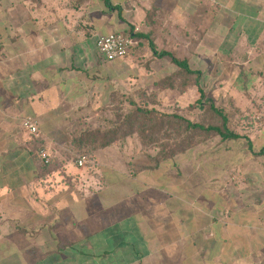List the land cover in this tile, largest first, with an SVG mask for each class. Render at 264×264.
<instances>
[{"label":"crops","instance_id":"0c3cea01","mask_svg":"<svg viewBox=\"0 0 264 264\" xmlns=\"http://www.w3.org/2000/svg\"><path fill=\"white\" fill-rule=\"evenodd\" d=\"M110 3L120 12L103 0H0V264H264L263 139L247 137L235 180L227 160H205L170 183L155 168L104 165L102 148L89 166L37 163L38 139L57 158L78 112L135 77L97 51L108 32L148 34L156 22L158 47L173 45L205 93L214 84L264 108V0Z\"/></svg>","mask_w":264,"mask_h":264},{"label":"rangeland","instance_id":"374dc122","mask_svg":"<svg viewBox=\"0 0 264 264\" xmlns=\"http://www.w3.org/2000/svg\"><path fill=\"white\" fill-rule=\"evenodd\" d=\"M159 26L160 24L155 22L149 30L154 40L148 41L146 38H139L141 42L137 40V43H139L130 50L128 58H126V55L120 58L114 65V69L118 72L128 67L133 69L135 77L124 81L118 79L115 82V88H111L110 92L106 89L107 92L105 91L106 93L102 94V101L98 107L78 112V114L81 113L79 119L69 128L71 134L70 140L64 144L65 146L57 158L49 157L50 161L48 164H45L46 166L50 163L53 164L58 158L62 159V161L69 160L74 162L77 160L78 155L86 157L87 161L84 166L96 163V159L93 156L95 149L92 148L96 145V142L87 138L86 134L90 131L99 130L101 132L110 128L111 122H117L116 115L118 113H126L134 107L132 101L141 105L149 103L150 106L157 108L161 112L178 113L190 120H200L202 118L201 113L203 109L192 104V101L198 96V94H195V92L197 93L195 86L187 85L181 90L178 86L181 78L178 75L173 78L178 70L170 62V58L167 56H155L154 51L164 49L161 45L158 47L156 43L158 41L156 38ZM123 33L129 34L127 31ZM172 46L167 45L166 47L171 51ZM138 73L142 75H138ZM104 82L106 81H101L102 89L105 87ZM203 84L204 79H202ZM206 96L212 98L215 105L225 111L228 116V125L231 129L249 137L256 148H258V144H262L261 139L264 141V108L261 104L255 106V103L245 99L243 95L226 93L214 84H210L209 88L206 89ZM117 109L120 110L117 111ZM77 137L78 141L72 142ZM96 139L100 140L99 135ZM39 146L44 147L40 139L37 140L35 150ZM247 146V141L244 138L222 140L217 136H212L204 141L194 143L184 152L176 154L172 159L163 160L159 157L157 160L155 155L158 149L142 145L140 138L134 134L122 139L119 138L115 143L109 145V147L102 148L97 153V160L104 163V165H109L111 160H114L115 162L117 161L118 165L122 166L125 164L127 170H139V165H142L143 169L155 168L159 173H163L164 178L168 179L170 183L173 180L179 181V177L182 176L178 172V166L187 168L188 164L196 166L199 164V161H223L224 163L227 160L229 177L235 180L236 173L233 171L234 166L240 160H244V158H240V155L242 152L248 150ZM188 150H193L194 156H187L186 151ZM205 152H208V154ZM114 155L117 156V159L112 157ZM184 155L185 157H182ZM247 157L248 160H253L249 155ZM260 159L263 160L261 163L264 165V156L260 157ZM255 160H257L256 157ZM184 162L185 164L183 165ZM42 164L43 162L40 160L39 166L41 167ZM93 170L85 174L87 182L96 181V178H98L96 172L94 173ZM188 172L190 171L185 169L184 173L188 174Z\"/></svg>","mask_w":264,"mask_h":264},{"label":"trees","instance_id":"16d2710c","mask_svg":"<svg viewBox=\"0 0 264 264\" xmlns=\"http://www.w3.org/2000/svg\"><path fill=\"white\" fill-rule=\"evenodd\" d=\"M103 2L109 10L113 8L120 12V7L112 6L110 0H103ZM150 32L147 34L133 31L132 27L129 30V34L136 40L142 37L151 41L149 38ZM134 47L135 45L131 46L126 55ZM154 53L156 57H169L173 66H176L178 72L175 73L173 78L177 77V75L181 78L178 82L181 90L187 85L197 86L198 96L192 101V104L203 109L201 113L202 118L200 120H190L178 113L161 112L146 102V104L141 105L132 101L134 107L126 113H118L116 115L117 122H111L110 128L101 132L99 130L90 131L86 134L87 138L96 142V145L92 147L95 149L94 151L108 147L119 138L122 139L134 134L140 138L142 145L158 149L155 155L157 160L159 157L163 160L172 159L176 154L184 152L194 143L204 141L212 136H217L222 140H236L244 137L251 148V141L247 136L241 135L231 129L228 125V116L225 111L221 107L216 106L212 98L206 96V93L198 83L199 72L191 70L186 59L175 56L172 51L162 49L154 51ZM119 110L117 109V111ZM98 135L100 140L96 139ZM77 141L78 137L74 138L72 142L75 143ZM35 157L37 163H39L40 158L37 155ZM65 161L67 160H63V162ZM42 165L46 166L45 164ZM139 168L142 169L143 166L139 165Z\"/></svg>","mask_w":264,"mask_h":264},{"label":"built area","instance_id":"2783aa9c","mask_svg":"<svg viewBox=\"0 0 264 264\" xmlns=\"http://www.w3.org/2000/svg\"><path fill=\"white\" fill-rule=\"evenodd\" d=\"M136 43L137 40H135L130 34L122 32H108L103 35H98L95 39V47L105 61H113L117 58H122L127 54L128 49ZM21 126L29 134L36 137L38 127L31 117L23 118ZM35 151L43 164L49 163L50 156L44 147L39 146ZM86 161L87 159L83 155L77 158L76 164L78 166H83Z\"/></svg>","mask_w":264,"mask_h":264}]
</instances>
